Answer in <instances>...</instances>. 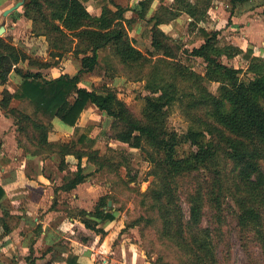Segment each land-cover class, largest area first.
Returning a JSON list of instances; mask_svg holds the SVG:
<instances>
[{
	"label": "trees",
	"instance_id": "16d2710c",
	"mask_svg": "<svg viewBox=\"0 0 264 264\" xmlns=\"http://www.w3.org/2000/svg\"><path fill=\"white\" fill-rule=\"evenodd\" d=\"M86 1L23 0L10 13L17 14V17L25 16L33 26L40 28L41 32H32L47 37L52 48L49 55L52 57H62L64 51L59 49H63L66 40L69 39L70 44L75 42L72 55L78 57L79 61L75 74L61 73L47 78L41 69L51 67L50 62L41 61L33 55V50L28 52L0 35V85L10 81L11 73L20 76L15 92L6 88L0 91V107L14 118L19 134H24L34 145L35 149L30 150L35 153L58 152L60 169L65 168L66 154L76 157L72 175L65 176L59 186L65 191L86 180L85 166L81 162L83 157L96 163L99 168L102 165L98 159V149L91 145L87 148L76 146V142L84 143L88 139L85 133L75 142H50L47 135L51 124L11 106L12 98L29 100L38 112L51 118L57 117L74 130H78L76 123L81 112L92 105L111 117L113 138L132 147H141L145 139L152 149L149 156L152 163L150 173L155 178V186L149 190L151 198L158 209L164 234L185 254L187 264H212V254L207 252L212 232L197 227L206 203L218 205L224 193L220 170L214 165V160L220 150L226 152L236 167L237 186L241 191L237 202L239 223L254 229L264 247V56L254 53L251 46L243 50L229 42L221 43L219 29L199 28L202 42L185 51L190 56L203 59L205 72L200 74L178 66L173 73H180L191 80L195 91L191 106L205 109L211 121L197 116L200 129L191 127L187 132L178 134L168 129L165 118L166 107L181 94L173 81L163 83L156 76L153 80H147L146 88L151 94L145 96L143 118L131 111L110 84L90 89L80 85L79 81L83 75L95 69L99 50L108 46L126 64L150 61L152 53H144L128 32L131 22L137 18L151 23L150 44L161 53L162 60L173 59L172 43L177 48L180 46L177 39L161 29L160 24L186 13L191 17L189 25L196 26L206 19L212 0H174L170 6L160 4L150 17L147 16L153 0H139L135 8H130L133 16L129 18L124 15L127 9L115 3V8L105 3L99 15L92 14L86 8ZM229 1L234 8L237 2L246 0ZM230 13L232 15L233 10ZM240 53L249 59L246 72L250 76L247 80L240 78L241 68L224 62ZM24 62L30 67L37 65L38 69L25 68L22 65ZM206 81L219 83L217 93L208 89ZM183 142L191 143L195 149L181 156L178 155V146ZM200 169L208 172V176L186 191L189 216L185 220L179 178ZM2 195L3 189L0 187V197ZM107 204L108 200L103 195L93 209L79 212L85 227L103 231L100 221L111 220L115 216L108 211ZM68 263L77 264L76 256L69 255Z\"/></svg>",
	"mask_w": 264,
	"mask_h": 264
},
{
	"label": "rangeland",
	"instance_id": "374dc122",
	"mask_svg": "<svg viewBox=\"0 0 264 264\" xmlns=\"http://www.w3.org/2000/svg\"><path fill=\"white\" fill-rule=\"evenodd\" d=\"M111 1L116 2L117 0ZM213 1H217L218 5L226 13L224 12V16L221 14L220 20H215L216 23L212 19V21L209 19V22L205 21L203 25L209 29L215 28L217 24L222 26L221 29H226L232 21L230 19V22H227L228 18L232 17L231 10H233V13L237 10L240 17L246 13L250 18L264 19V0L237 2L234 8L229 0ZM91 13L94 14V12ZM256 15L261 16L258 17ZM2 17L0 14V20H2ZM23 17L28 23H26L27 21L22 22V30L16 35V40L9 32H3L1 35L13 43H21V46H24L23 48L32 51L31 38L39 36L32 31H41L38 26H33L29 18ZM173 22L175 24L172 29H169L165 24L162 25L166 29L167 34L177 39V44L180 46V48H177L176 44L172 43L175 54L173 59L162 60L161 53L154 50L151 46L150 22L145 19L131 22L128 32L135 39V44L144 53L147 55L149 52L152 53L150 61L126 64L120 61L113 48L108 46L99 50L97 66L93 71L83 75L79 83L90 89L100 87L103 84H110L117 90L118 95L126 102L131 111L137 117L143 118V111L146 106L145 96L151 94L146 88L147 80H153L156 76L158 81L163 83L173 81L181 94L170 106L166 107V126L178 134H183L191 127L201 128V123L196 118L197 116L201 119L207 118L210 121L211 118L205 109L191 106L195 98L191 80H187L180 73H173L176 68H179L178 66L190 68L200 74L205 72L203 59L190 56L185 51L187 49L190 50L202 40L201 32L199 31L200 26L189 25L187 21H181L182 23L180 21ZM200 23L203 22L200 21ZM238 32L240 31L238 30ZM232 33L235 34L236 32L229 30L224 34L221 31L219 34L220 42L225 43L228 40H235L230 37L226 38L227 35ZM68 40H66L63 49H59L64 51L60 58L49 55L52 48L45 35L41 34L38 44L34 45L36 57L38 56L43 62L52 64L49 68L41 69L47 78L57 75L62 71V67L66 69L65 72L76 73L77 69L74 66L79 61L77 60L78 57L72 55L75 42L70 44ZM252 45L255 46L256 54L264 55V40L260 43H252ZM65 48L70 49L67 50ZM69 59H72L73 65L66 68V63ZM224 62L236 68H241L240 78L244 80L249 78L250 73L246 72L249 59L246 58L244 53L238 54L230 60H224ZM29 68L36 70L38 66L34 65ZM172 73L175 76L171 75ZM205 83L211 92L217 93L218 82L206 81ZM8 85L11 90L18 87V83L13 80H10ZM192 93L193 95H191ZM13 102L21 111L50 123L51 117L38 112L29 100L15 98ZM11 118L14 123V118ZM111 120V117L101 113L95 106H89L81 112L77 119L78 130H74L68 139L71 140L70 142H75L81 134L85 133L88 139L84 143L76 142V146L87 148L86 146L91 145L92 148L98 149L100 154L98 159L102 162L100 168L96 163L87 161L86 157L82 158L88 180L91 181V184H94L96 190H100L94 197L87 198V202L84 204L93 209L99 196L104 195L107 200H111V204H107L106 208L108 211L113 212L115 216L111 220L100 221L103 231L86 229L85 232L79 230V225H75L74 232H69L67 236L65 235L61 239V243L67 245V247L70 244L72 250H78L79 242L83 241L90 244L96 238L98 241L95 248L97 253L93 255V264H187L185 254L164 234L158 209L151 198L149 190L155 186V178L150 173L152 167V163L149 160L152 152L150 145L143 139L141 147H132L113 138ZM50 129V131L53 130L52 127ZM17 132L16 139L18 138V142L24 148L35 149L34 145L30 143L24 134ZM193 149H195V146L191 143L183 142L178 146V155H185ZM43 156L49 160L44 169L45 174L52 181L55 179L61 182L62 176L72 175V169L66 168L65 171H60L58 164L53 158L52 160L46 152H44ZM66 158L73 160L72 156H66ZM214 161V165L220 170L224 193L221 195L218 205L206 203L201 223L197 227L201 230L207 228L212 232V240H208L207 249L208 254H212V264H264V247L256 231L251 227L243 226L238 220L239 208L237 202L241 191L239 186H237L236 167L233 161L228 158L226 152L221 150ZM207 176L208 172L200 169L179 178L182 188L180 201L185 220L189 216V203L186 199V191L190 186ZM60 196H62V199L68 200L69 203V196L63 197L66 196L63 194H60ZM105 236L106 239L103 238ZM72 243L74 245H71ZM3 255L0 254V257Z\"/></svg>",
	"mask_w": 264,
	"mask_h": 264
},
{
	"label": "crops",
	"instance_id": "0c3cea01",
	"mask_svg": "<svg viewBox=\"0 0 264 264\" xmlns=\"http://www.w3.org/2000/svg\"><path fill=\"white\" fill-rule=\"evenodd\" d=\"M17 1L0 0V14L3 16V11ZM138 1L87 0L85 4L87 10L94 12L95 15H99L104 2H107L112 8H115L113 3L119 4L127 9L124 15L129 18L131 15L133 16L130 8H135ZM173 2L174 0H153L147 17L153 15L160 4L170 6ZM218 4L217 1L214 2L212 0L206 19L201 21L203 23L198 22L197 26L209 29L203 25L205 21L209 22V19L217 21L220 20L221 14L225 15V11ZM10 13L8 16H3L0 22L4 21V32L11 33L16 40V35L22 30V22L27 20L20 15L17 17V14H14L16 15L15 18ZM256 16L260 17L261 15ZM230 19L232 21L230 22L228 18L227 22L230 23L226 29H221L222 26L219 24L215 25L213 29H219L224 34L229 30L235 31V34L232 33L226 36V38L230 37L235 40H228L227 42L235 44L243 50L251 46L255 53V46L252 43H260L264 40V19H253L246 13L240 17L237 10L234 11ZM138 21L140 19L137 18L135 22ZM173 21H187V23H190L191 17L186 13H182L168 23L160 24L161 29L167 32L162 26L164 24L169 29H172L175 24ZM40 38L41 35L31 38L34 56H36L34 45L38 44V39ZM17 44L21 46V43L18 42ZM26 50L30 52L28 49ZM72 59L67 60L66 68L73 65ZM22 65L25 68L30 67L26 62L22 63ZM74 67L78 69V64ZM65 70L62 67V71L57 75L61 73L71 74L65 72ZM10 80L19 84L20 76L11 73ZM8 83L0 85V91L6 88L10 92H15L17 89L11 90ZM1 98L2 94L0 93ZM13 100L11 99L10 101L11 106H15ZM13 124L11 116L0 107V187L3 189V195L0 197V254H4L0 257V264H69L68 257L71 254L76 256L77 264H93V255L97 253V250H95L98 242L96 238L90 244L83 241L79 242L78 250H72L70 244L69 247L62 244L61 239L65 235L67 236L69 232L73 233L75 225H79V230L85 232L86 229H89L81 221L79 212L81 210H91V207L89 208L84 203L87 202V198L94 197L100 190H96L94 184H91V181L88 180V176H86L85 181L69 191L60 189L59 186L64 182L65 176H62L61 182L55 179L52 181L45 174L44 169L49 160L43 156L44 152H46L51 159L53 158L56 161L59 168L60 156L58 152L42 151L41 153H35L30 149L24 148L18 142V138L16 139L17 129L15 124ZM50 124L53 130L50 131V129V132H48V141L60 143L71 141L68 137L74 131V127L65 125L57 117L51 118ZM66 156H72L73 160H69ZM64 160L66 163L65 168H59V170L65 171L66 168H70L73 172V167L77 163L76 157L72 154H66ZM83 165L84 163H82ZM60 194L66 195L63 197L69 196V203L68 200L62 199ZM103 238L106 239V236ZM71 245L74 244L72 243Z\"/></svg>",
	"mask_w": 264,
	"mask_h": 264
},
{
	"label": "water",
	"instance_id": "95a60500",
	"mask_svg": "<svg viewBox=\"0 0 264 264\" xmlns=\"http://www.w3.org/2000/svg\"><path fill=\"white\" fill-rule=\"evenodd\" d=\"M23 3V0H18L17 2H15L13 5L9 6L8 8H6L3 11V16L8 15L10 12H12L13 10L17 9L21 4ZM5 31V23L4 21H2L0 23V35ZM111 204V200H108V205Z\"/></svg>",
	"mask_w": 264,
	"mask_h": 264
}]
</instances>
